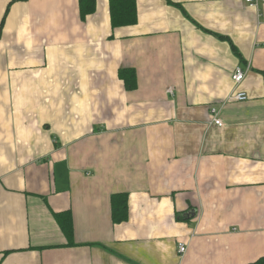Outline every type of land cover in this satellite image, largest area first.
<instances>
[{"label": "crops", "instance_id": "1", "mask_svg": "<svg viewBox=\"0 0 264 264\" xmlns=\"http://www.w3.org/2000/svg\"><path fill=\"white\" fill-rule=\"evenodd\" d=\"M136 3L113 28L110 0H0V264L264 257V0Z\"/></svg>", "mask_w": 264, "mask_h": 264}, {"label": "trees", "instance_id": "2", "mask_svg": "<svg viewBox=\"0 0 264 264\" xmlns=\"http://www.w3.org/2000/svg\"><path fill=\"white\" fill-rule=\"evenodd\" d=\"M81 17L92 14L96 8V0H79ZM110 14L113 28L133 26L137 24L136 0H110ZM120 77L124 80L128 91L136 89L137 77L134 70L125 69L121 71ZM128 197L127 193H118L111 198V215L115 224L128 220ZM57 222L63 230L66 238L73 237V221L70 212L55 214ZM251 264H264V257Z\"/></svg>", "mask_w": 264, "mask_h": 264}, {"label": "built area", "instance_id": "3", "mask_svg": "<svg viewBox=\"0 0 264 264\" xmlns=\"http://www.w3.org/2000/svg\"><path fill=\"white\" fill-rule=\"evenodd\" d=\"M260 0H246L247 3H250L251 6L257 7ZM250 71V65H247L245 67L239 65L235 67L233 74H232V80L235 85V89H237L245 80L248 72ZM248 99V96L245 92H233L229 97L228 101H237V102H244ZM211 115H212V121L211 123L217 126L222 127L223 122L221 118L219 117L218 111L216 108L211 109ZM179 253L181 255L185 254L187 251V246L185 244H180L178 247Z\"/></svg>", "mask_w": 264, "mask_h": 264}]
</instances>
